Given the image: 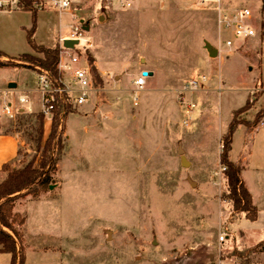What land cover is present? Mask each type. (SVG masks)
<instances>
[{
  "label": "rangeland",
  "instance_id": "374dc122",
  "mask_svg": "<svg viewBox=\"0 0 264 264\" xmlns=\"http://www.w3.org/2000/svg\"><path fill=\"white\" fill-rule=\"evenodd\" d=\"M37 1L36 13L20 3L3 7L0 52L8 57L0 61L42 56L31 39L50 47L59 43L60 14ZM122 1L81 0L76 6L92 43L80 56L91 65L94 90L86 104L73 105L63 117L64 146L51 153L61 155L56 169L41 167L47 136L42 145L36 142L42 110L37 69L31 60H16L24 64L18 72L0 67V131L20 142L10 168L32 164L50 175L38 194L29 191L35 184L16 194L14 211L26 218L17 225L25 264H264V247L255 249L264 240V118L254 126L264 90L259 71L249 65V56L259 58L261 41L256 39L253 53L249 42L216 58L206 49L207 41L219 39L220 7L250 8L259 21L263 1L127 0L129 8ZM62 23L68 33L67 13ZM144 70L153 75L138 92L134 82ZM69 75L63 77L70 84ZM11 78L16 87L7 85ZM193 79L195 89L187 86ZM24 95L33 96L35 108L19 101ZM248 99L251 109L238 117L255 134L241 124L230 155L244 166L242 179L259 210L256 221L235 211L226 197L221 163L222 137L234 110ZM11 103L13 116L5 112ZM6 175L0 170V182ZM223 232L227 238L220 242ZM10 262L11 254L0 253V264Z\"/></svg>",
  "mask_w": 264,
  "mask_h": 264
},
{
  "label": "trees",
  "instance_id": "16d2710c",
  "mask_svg": "<svg viewBox=\"0 0 264 264\" xmlns=\"http://www.w3.org/2000/svg\"><path fill=\"white\" fill-rule=\"evenodd\" d=\"M262 4V9L264 10V0ZM20 8L25 10H31L33 13L37 12V8L33 3V0H20ZM34 34V28L31 31V36ZM32 47L35 52L42 53V56H35L31 53H24L19 55V58H9L7 61H0V67H19L24 65L17 62L20 61H30L33 63V67H37L49 70L51 76L54 80H59L62 76L61 72L58 70L57 64L60 54L59 43L50 47L35 43L32 39L30 40ZM0 56H7L0 52ZM89 63H92L90 60ZM94 69V68H93ZM38 71V70H37ZM95 73V70H93ZM54 110L52 116L51 131L44 142V153L41 162L42 169L51 164L50 170L56 169L57 163L61 160V155L52 158V149L54 146L61 150L63 148V129L62 120L63 117L70 112H73L72 98L66 94L63 98L58 94L55 97ZM252 107V102L250 99L247 100L244 106L234 110L233 118L229 123L227 132L222 137L223 150L221 153V163L225 167V175L227 181V194L226 197L232 201L233 208L235 211L245 213V216L250 221L258 220L259 210L253 202V195L246 187L243 179L242 172L244 166L240 161H233L230 158V152L232 150L233 136L237 128L241 124H245L248 130H251V125L245 123V121L238 117V115L243 112L248 111ZM264 118V109H262L257 119L254 122V126L259 124L261 119ZM38 128H37V138L36 142L38 145H42L44 141L45 132V119L46 115L41 111L37 115ZM2 171H6V177L0 182V253L11 254L10 264H16L17 257L19 256V264H25L26 256L24 254V249L21 245L20 249L18 244L22 242V234L17 228L18 226H23L26 222L25 216L14 211L15 200L17 198V193L30 186L34 187L29 190L30 193L38 194L40 187L49 186V174L44 173L38 168H34L33 165H27L24 168L12 169L10 168V163H5L2 166ZM264 240L259 242L255 249L263 248Z\"/></svg>",
  "mask_w": 264,
  "mask_h": 264
},
{
  "label": "built area",
  "instance_id": "2783aa9c",
  "mask_svg": "<svg viewBox=\"0 0 264 264\" xmlns=\"http://www.w3.org/2000/svg\"><path fill=\"white\" fill-rule=\"evenodd\" d=\"M206 1V0H204ZM6 3H9L12 9L17 7L20 0H0V12L5 10L3 8ZM81 3V0H38L37 4L40 7H48L63 16L67 13L71 17V23L69 24L68 33L59 36L60 54L58 60V70L62 76L59 80H54L49 70L37 67L39 76V92L41 94L42 112L48 116H53L55 97L58 94L63 98L68 94L72 98L74 106L85 104L92 91L94 90V76L91 68L88 65H84L81 60L80 53L83 48H88L92 45L91 40L85 37L86 19L80 16L76 12V6ZM124 8L131 7V2L124 0L120 2ZM259 18V16H258ZM257 18L255 13L250 8H239L228 10L220 7L217 12V28L219 32V39L214 44L217 47L219 54L222 52H231L239 50L243 47L248 39L255 37L258 33V28L262 27V21H255ZM258 20V19H257ZM259 22V23H257ZM258 24V25H257ZM84 39L87 43L86 46H79L80 42ZM66 40H78V44H75L74 48H69L64 45ZM69 72L77 86L74 88L64 80L65 72ZM147 71V70H144ZM143 71V72H144ZM140 72L135 79L136 90L140 92L147 84L148 74ZM149 72V71H147ZM188 87L195 89L198 87V80L193 79L188 82ZM135 103H139V97L135 96ZM21 103L26 104L29 102V96L24 95L20 97ZM12 103L5 108V112L14 115L12 111ZM31 110V108H29ZM227 238L223 232L219 236L220 242L225 241Z\"/></svg>",
  "mask_w": 264,
  "mask_h": 264
},
{
  "label": "crops",
  "instance_id": "0c3cea01",
  "mask_svg": "<svg viewBox=\"0 0 264 264\" xmlns=\"http://www.w3.org/2000/svg\"><path fill=\"white\" fill-rule=\"evenodd\" d=\"M62 17L61 16L60 18V33L58 35V40H59V36L64 34L63 33V30L67 27L65 26L63 23H62ZM69 26V25H68ZM69 29V28H68ZM256 39H260L261 41V48H260V51H259V58L258 59H254L251 58L249 55V65L251 66L250 69H256L259 71V76H260V79H261V84H262V87L260 88L261 90H264V82H263V75H264V25H262V27L258 28V33L255 37L251 38V39H248L245 43H251L250 47H248V51H250L251 53H253V50H254V44L257 42ZM8 57V56H7ZM95 67H97V69H99V71L103 74L106 72V70H101L100 69V64L95 61L94 63ZM91 66V65H90ZM89 66V67H90ZM3 68V67H1ZM15 71H19V70H22L24 69L23 67H13ZM149 75H153V72L151 71V73H149ZM72 83H70V85L72 86L73 84V79L71 77V75H69ZM65 80V78H64ZM13 79H9L7 85L12 82ZM66 83H68L66 80H65ZM69 84V83H68ZM258 84H256L255 86H257ZM254 86V87H255ZM145 88V87H144ZM253 88L250 90L252 91ZM35 91V90H34ZM250 94V93H249ZM249 98V97H248ZM33 100V96H31L29 98V102L26 103V107L28 108H35L36 106L33 105L31 102ZM262 99H260L261 101ZM263 101V100H262ZM87 103V102H86ZM85 103V104H86ZM264 103V102H263ZM42 105L38 106L41 108ZM51 124H52V119L51 121H49L47 123V119L45 120V132H44V136H48L50 131H51ZM246 132L247 131V128H246ZM249 133V132H248ZM251 135L255 134V132L253 133H249ZM45 136V137H46ZM19 149H20V142H19V138L16 134L14 133H10V132H1L0 131V170L2 169V166L5 164V163H10L12 162L14 159H16V157L18 156V153H19ZM230 158L231 160L233 161H239L237 159H233L230 155ZM241 162V161H240ZM74 171L77 170L76 169H73Z\"/></svg>",
  "mask_w": 264,
  "mask_h": 264
},
{
  "label": "water",
  "instance_id": "95a60500",
  "mask_svg": "<svg viewBox=\"0 0 264 264\" xmlns=\"http://www.w3.org/2000/svg\"><path fill=\"white\" fill-rule=\"evenodd\" d=\"M85 28H86V30H88V26H86ZM78 43H79L78 40H66L64 42V45L66 47H69V48H74L75 44H78ZM206 49L208 50L210 57H212V58L218 57L219 52H218L217 47L214 46V44H212L211 42L207 41L206 42ZM143 73L146 75V74L151 73V72L144 71ZM16 86H17V84L15 82H10L9 83V87H16ZM183 162L185 164H187L186 160H183Z\"/></svg>",
  "mask_w": 264,
  "mask_h": 264
},
{
  "label": "bare ground",
  "instance_id": "6f19581e",
  "mask_svg": "<svg viewBox=\"0 0 264 264\" xmlns=\"http://www.w3.org/2000/svg\"><path fill=\"white\" fill-rule=\"evenodd\" d=\"M84 40V39H83Z\"/></svg>",
  "mask_w": 264,
  "mask_h": 264
}]
</instances>
